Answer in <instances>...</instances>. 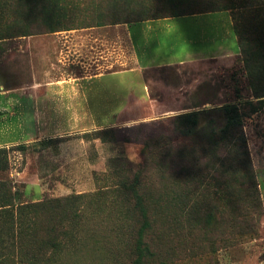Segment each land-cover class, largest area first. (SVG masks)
I'll list each match as a JSON object with an SVG mask.
<instances>
[{"label": "rangeland", "instance_id": "obj_1", "mask_svg": "<svg viewBox=\"0 0 264 264\" xmlns=\"http://www.w3.org/2000/svg\"><path fill=\"white\" fill-rule=\"evenodd\" d=\"M246 2L244 6H256L245 11L256 18V31L264 32V0ZM85 8L75 4L68 8L75 12V21L68 24L71 30L32 37H65L72 31L94 29L97 35L110 37L113 46L112 27L117 25L96 26L86 18ZM28 38L0 41L2 85H21ZM100 49V54L92 51L96 62L106 63L109 55L104 47ZM10 62L14 69L8 71ZM242 66L238 56L148 72L152 97L171 106L157 116L149 109L128 110L123 118L132 117L135 124L115 127L144 124L147 133H165L178 116L233 103L244 109L243 128L235 134L245 139L238 156L240 147L235 142L232 161L225 160L222 169L207 174L209 183L188 181L184 186L191 193L187 208L197 206L198 215L178 211L179 201L173 194L182 186L168 184L165 192H158V167L151 164L148 170L154 177L139 186L148 210L149 227L145 228V219L135 209V194L124 189L132 187L147 162L143 145L102 141L93 131L0 149V264H264V97H254ZM253 89L262 91L259 84ZM254 107L257 111L251 112ZM97 112L99 122L116 120V112L109 119ZM205 118L201 117V127L206 125ZM224 126L217 118L216 130ZM179 144L187 155L206 163L202 136L180 139ZM243 151L245 161L240 157ZM204 173L202 169L198 175ZM140 242L149 248L146 258H139L136 251Z\"/></svg>", "mask_w": 264, "mask_h": 264}, {"label": "crops", "instance_id": "obj_2", "mask_svg": "<svg viewBox=\"0 0 264 264\" xmlns=\"http://www.w3.org/2000/svg\"><path fill=\"white\" fill-rule=\"evenodd\" d=\"M112 29L116 35L113 46L110 37L97 35L94 29L72 31L65 37L26 39L29 53L23 56L21 85L0 83V149L133 125L132 117L123 118L128 110L149 109L157 116L171 105L152 97L148 72L241 55L230 12L149 20ZM100 47L109 55L106 63L96 62L93 52L100 54ZM11 68L10 62L7 70ZM97 111L108 119L116 112V120L99 122Z\"/></svg>", "mask_w": 264, "mask_h": 264}, {"label": "trees", "instance_id": "obj_3", "mask_svg": "<svg viewBox=\"0 0 264 264\" xmlns=\"http://www.w3.org/2000/svg\"><path fill=\"white\" fill-rule=\"evenodd\" d=\"M81 1V2H80ZM0 0V41H7L17 37H32L49 33L61 32L63 29L71 30L69 23L75 21L74 10L70 5H84L86 18L96 22V26H110L131 24L149 20L168 18H180L185 16L200 15L213 12H230L234 22V31L238 39L242 57V71H245L249 79L254 97H264V32L256 31L254 15L248 16L245 9H256L254 5L244 6L246 0ZM84 3V4H81ZM244 11L241 12V10ZM264 8V7H263ZM252 13H255L252 10ZM65 25V26H62ZM66 27V28H64ZM76 29V28H75ZM259 84L262 91L259 93L253 89ZM241 106L236 103L227 106L189 113L175 117L165 133H147L144 128L147 125H139L129 128H107L99 130L98 138L102 141L115 143H135L143 145L148 150L146 164L136 175L132 187L124 186L125 190H131L136 196L135 209L140 211L145 219V228L149 227L146 221L148 210L145 205L141 184L149 182L154 174L150 173L148 166L157 165L155 170L156 186L159 193L165 192L164 186L170 184L175 187L182 186L173 197L178 200V211L182 214L190 213L198 215L197 206L188 207L187 202L191 199V193L184 189L187 182L194 185L209 183L208 174L214 170L223 168L225 160L232 161L233 147L238 156L241 147L244 148L245 139L236 136L237 130L243 128L245 113ZM252 108L251 112H256ZM205 116L206 125L201 127V117ZM225 122V126L217 131V118ZM207 133V134H205ZM203 134V135H201ZM205 146L202 151L205 154L206 163H202L185 153L179 145L180 139L200 137ZM236 142V144H235ZM243 156V157H242ZM243 161L245 152L240 156ZM187 159V162H186ZM226 161V164L228 163ZM204 169L203 175H198L199 170ZM250 174V171H249ZM178 185V186H177ZM201 187V186H200ZM6 187L3 186V190ZM172 189V188H171ZM253 197L258 193L253 189ZM187 199V201H186ZM181 214V215H182ZM189 215V214H188ZM211 220L209 214L206 221ZM139 243L136 247L139 258H146L149 248Z\"/></svg>", "mask_w": 264, "mask_h": 264}]
</instances>
